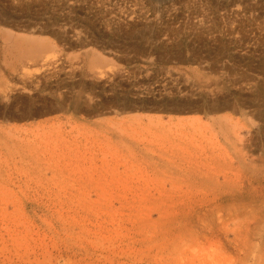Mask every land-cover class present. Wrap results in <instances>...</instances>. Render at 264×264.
<instances>
[{
  "label": "rangeland",
  "instance_id": "obj_1",
  "mask_svg": "<svg viewBox=\"0 0 264 264\" xmlns=\"http://www.w3.org/2000/svg\"><path fill=\"white\" fill-rule=\"evenodd\" d=\"M1 89L0 264H264V0H0Z\"/></svg>",
  "mask_w": 264,
  "mask_h": 264
},
{
  "label": "bare ground",
  "instance_id": "obj_2",
  "mask_svg": "<svg viewBox=\"0 0 264 264\" xmlns=\"http://www.w3.org/2000/svg\"><path fill=\"white\" fill-rule=\"evenodd\" d=\"M13 49H14V48H13ZM92 63H94V62H92ZM1 91H2V92H0V95L2 94L1 96H2V97H5V94H4L3 89H1ZM0 99H1V98H0Z\"/></svg>",
  "mask_w": 264,
  "mask_h": 264
}]
</instances>
